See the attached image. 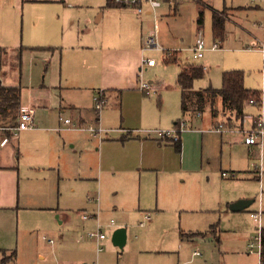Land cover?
<instances>
[{"label":"rangeland","instance_id":"1","mask_svg":"<svg viewBox=\"0 0 264 264\" xmlns=\"http://www.w3.org/2000/svg\"><path fill=\"white\" fill-rule=\"evenodd\" d=\"M70 1L78 7L64 8L52 3L29 4L26 8L21 5L16 12L19 18L18 35L7 44L0 42L9 45L7 48L0 45V48L10 53L20 46L42 48L26 49L21 72L17 68L12 69L5 78V84L17 83L18 76L23 86V104L35 105L38 101L48 107L42 111L45 121L38 124L39 132L14 134L16 138L20 136L22 143L20 175L12 179L10 184L14 192L20 195L21 209H16L17 203L13 209L0 210V248L16 252L15 264L95 262V248L89 243L88 260L74 257L83 245L76 242L77 230L82 227L77 209L81 205L91 208L86 201L88 195H93L100 197L102 223H115L107 231L122 226L129 235L126 248L106 246L99 256L100 264H259L258 248L251 249L250 244L259 230L264 231V144L260 148L254 147L251 153L247 146L236 143L231 162L233 169L240 171L241 178L232 180L233 174L228 170L227 179H217L215 176L212 188L217 190L224 186L225 193L232 200H219L210 195L203 205L197 204L193 211L179 213L167 210L160 216L153 212L152 222L144 227L139 224L142 220L140 211H152V207L162 201L158 197L157 177L148 176L139 168L131 172L130 177L128 174L119 176L117 171L121 169V164L116 159L130 152V163L134 166L131 168H135L139 144H132L124 152L121 147L114 149L108 145L103 155L101 172L98 147L87 143V135L72 132L67 135V141L79 138L86 145L82 152L76 153L70 145L60 148L57 158L60 160L63 180L57 173L39 171V165L47 159L37 151L42 152L40 147L49 145L52 138L58 135L49 130L58 125L59 118L53 121L50 115L58 116L61 111L59 105L64 111L61 118H69L78 127L81 123L72 120L68 106H75L83 112L86 127L97 126L100 122L107 131L104 139L118 137L119 129L132 131L133 134L148 129L174 130V123L183 119L181 92L177 85L182 65L195 64L206 68L207 75L198 81L196 89H206L210 85L220 88L225 71H243L246 87L263 92L262 106L257 103L248 104L247 107V113L258 116L264 109V53L261 50L264 42L261 26L264 24V0H182L180 4H184L177 19L166 20L170 32L167 37H163L165 50L181 51L178 61L177 56H174L176 52H173L171 60H166L169 63L164 62L161 53L149 52L147 56L153 57L158 65L142 69L141 20L135 12L110 9L119 13L113 12L104 22L98 23L101 9L97 7L103 0ZM231 7L241 8L224 10ZM212 8L224 10L223 18L231 24L226 23L227 36L222 49H211L215 43L211 31L212 14L205 12L204 24H198L200 10L210 11ZM36 17L45 20V25L59 27L56 38L24 35V19ZM40 26L37 23L34 31ZM25 30L29 31L28 26ZM143 32L150 34L151 29L146 27ZM200 32L204 34L209 49L202 59L195 60L188 49L195 44ZM103 45L112 48L115 53L102 55L100 47ZM4 59L11 61L14 66L19 65L16 54L11 59L8 56ZM141 83L152 87L148 95L141 90ZM100 91L116 95L121 92V108L117 106L115 97L106 100L107 94L103 92L101 101L107 102L106 105L101 103L98 110L94 98L100 97ZM214 107L220 117V105ZM207 111L205 118L210 117V110ZM244 126L250 128L251 122L245 121ZM235 137L242 138L241 135ZM156 153L163 155L166 160L177 161L176 154L171 150ZM225 164L228 166L229 162ZM148 177L150 180H147ZM243 200L251 201L252 204L239 212L230 210L233 203ZM252 212L260 213V224L251 218ZM61 235L64 241H60ZM51 239L55 241L54 248L51 247L54 243ZM64 242L71 247L66 257V249L62 251L60 247H65ZM8 259L3 257L1 261L14 264L13 260Z\"/></svg>","mask_w":264,"mask_h":264},{"label":"crops","instance_id":"2","mask_svg":"<svg viewBox=\"0 0 264 264\" xmlns=\"http://www.w3.org/2000/svg\"><path fill=\"white\" fill-rule=\"evenodd\" d=\"M67 1L66 0H0V42H4V44H7L6 42L10 41V39L18 35L19 18L16 15V12L18 11L21 5L25 6L26 8L28 7L29 4L52 3V4L62 5V7L64 8L78 7V6H74V3H72L70 0H67ZM182 5L180 3L176 4L175 6L166 5L162 9L159 10L158 23L160 25V28L158 32V44L162 48H164L163 37H167L166 35H168L170 32V29H169V26L166 20L177 19V17L180 15V8ZM99 7L101 9V12L97 19L98 23L104 22L105 18L108 17V15L112 14L113 12L119 13V11L117 10H110V9H116L117 7L110 5L109 0H103V2L97 8ZM237 8H241V7L225 8L224 10L237 9ZM224 10L219 11L213 8L210 9V11L200 10L198 24L199 25L204 24L205 12H209L213 15L214 11L224 12ZM253 11H256V10H253ZM132 12L134 13L133 10ZM135 15L138 16L139 20H141V25H140V28H141V32H140L141 34L140 35L141 61L143 57L153 58V57L147 56L149 52H159L163 55L164 62L169 63L165 61L166 55L164 53L160 51L144 52L143 50L146 39L153 34L154 29H155L156 23H155L154 15L151 13H147L143 16H139L136 13ZM201 16H202V22L200 23L199 19ZM239 18L240 17L238 16L237 20H239ZM227 22L229 25H231L228 20L226 21V23ZM37 23L40 24L41 26L34 31L33 28H35ZM26 26H28V30H29L28 32H26L25 30ZM63 27H64V24L61 26V28L63 29ZM146 27L151 29L150 34L143 32V30H146ZM225 27L227 30V24ZM58 31H59V27L57 28L56 25L54 26L45 25V20L39 19V17H36L34 19L29 18L27 20L24 19V35L27 33L31 37H35V38L42 37V38L48 39V38H56ZM211 31H212V17H211ZM226 36H227V32L225 34V40H226ZM132 40H134V37H132ZM225 40L222 43H219L221 48L217 47L216 49H222ZM137 42H139V40ZM34 44L35 45H42V44L45 45V44H50V43H34ZM0 45H3V44L0 43ZM214 45H218L217 42H215ZM3 46L7 48V46L9 45H3ZM193 46L188 49L192 53H193L192 51ZM206 46H207V43H206ZM213 47L211 49H213ZM25 48L28 50H32L37 47H33V48L25 47ZM2 49L3 48H0V60H1V50ZM15 49L17 50L18 48H15ZM208 49L209 47L207 46V50ZM100 52L104 56H108L110 54L115 53L112 48L106 47L104 45L103 47H100ZM173 52L174 53L176 52L174 56H177V61H178V58L180 57L179 53L181 51H173ZM193 57H194V53H193ZM195 60H199V59H195ZM173 62H176V61H173ZM157 65H158V62L156 66ZM156 66L149 67V68H155ZM192 66L204 68L205 74L207 75V70L204 66H199L195 64H193ZM17 71L15 72L18 75ZM0 81H2L3 84H5L4 78L1 79L0 77ZM5 85L16 86V87L20 86V89H21L20 111L28 110L29 108L34 110L35 130H29V131H23V132L25 133L39 132L40 126L38 124L43 123L45 121V116L42 114V111L48 109L47 105H45V103H39L38 101L35 102V105L23 104L22 102L23 86H22V83L18 81V76H17V83L12 82V83H8ZM247 89H250V88H247ZM250 90H253V89H250ZM103 92L105 91H100L102 95H103ZM143 92H145V94L147 95L149 94V91H143ZM260 92L261 94H263L262 91ZM106 94H107L106 100H108L110 97H115L117 106L121 108V104H122V93L121 92H118L117 95L113 92H108ZM106 100L105 101L103 100L104 105H106V102H107ZM217 104H219L220 108L222 109V103L220 100L217 101ZM261 106H262V103H261ZM59 107L61 111L58 114V116L54 114L50 115L53 121H55L57 117L59 118L58 125L56 123L57 127L49 130V131L57 133L58 135H55V138H52L51 143L49 145L40 147L43 150L42 152L37 151V153L41 154L44 159H47V161L39 165L40 166L39 168H41L39 169V171L45 172L49 170L50 173H57L60 180H63L64 176L62 173V168L59 163L60 160L57 158V154L59 153L60 148L66 145H70L72 149L74 150V152L76 153V152H82V150H84V146L86 145L85 141H80L79 138H73L70 141H67L66 139L67 135L73 134L72 132H77L79 134L87 135L88 136L87 143L93 144L98 147L97 151L99 152V157L101 161V164H100L101 172H102V163L104 161L103 155L105 151L108 150V145H112L109 147H114V149H118V147H121L123 149L122 151L124 152V150L128 151L129 148L132 147V144H139L140 150H139V155H138V161L136 160V162L138 163L135 168L133 169L131 168L134 166H132V164L130 163V161L132 160V156H131L132 154L130 152L125 153L124 155L126 156L124 157L123 155L118 156V158L116 159L121 164V169L119 168L117 171L119 176L128 174V176L130 177V173L135 172L136 168H139L140 170H142V172H144L148 176L153 175L154 177H157L156 184L158 188V197L159 199L161 198L162 201L156 203V205L152 207V211L141 210L140 211L141 216H142L141 222L144 220L145 213L147 212H150V213L154 212L156 214L158 213V216H160L162 215V213L166 212L167 210H173V211L175 210L179 213L180 212L183 213L186 211H193L197 204L199 203L202 204L206 202V200L209 198L210 195L213 198L219 199V200H226V199L232 200L231 197L227 193H225L224 186H220V189L214 190V188H212V184H214V180L216 177L217 179L229 178V176L228 177L224 176V174L227 173L228 171L233 174L232 180H237L241 178L239 175L240 171H236L235 169H233V166H232V162H231V159L233 157L232 150H233V147L236 146V143L242 144L243 146L244 138H245L244 133L245 131L253 127L254 120L257 118V116L255 117V115L251 114L250 112L247 113V109H246V113L248 115L246 114L243 120L232 121V123L229 124L227 123L229 121H226V119H224L222 114L219 115L220 117L217 116L214 118L212 113L210 112V117L205 118L206 112H209V111H205L201 113L200 116H197V113H193V112L183 113L182 111L183 119L178 120L176 123H174V127L178 126L183 121H187L189 124V127L185 132L181 133L180 141L178 143H173L172 141L161 139V137L156 133L158 129L138 130L135 132V134H133L132 131H127L126 129H119L118 134L120 135L118 137H115L114 139H104L105 135L107 134V131L105 129L103 133H101L100 135H96V136L87 130H79V129L69 130L65 128V125L60 120L62 114H64V111L62 110L61 105H59ZM68 107H69V111L71 115L73 116L72 120H77L78 122L81 123L79 127L85 128L87 125V122L83 118V112L80 111L75 106H68ZM55 110L57 109H54L53 111ZM66 119H69V118H66ZM97 120L99 121V118H97ZM245 121L251 122L250 128H245L244 126ZM72 123L74 122L72 121ZM99 123L100 122H98V125L96 127L101 126ZM220 124H223L225 128L220 131L216 130V128ZM11 131L12 130L7 131L4 129H0V210H4V209L9 210L11 208L13 209L15 205L18 203L16 205V209L20 211L21 209L20 195L18 194V192L17 193L14 192V188L13 186H11L10 182L12 181V179L15 180V177H17V175H20V153H21L20 151L22 149V146L20 147V145L22 143L20 140V136L16 138V136ZM235 135H241L242 138L235 137ZM164 150L173 151L177 156V161H174V160L169 161V159L166 160L163 158V155H158L156 153V151L163 152ZM226 162H229L228 166L225 164ZM147 180H150V178L148 177ZM99 182H100V177L97 181V185ZM90 199L92 201H90ZM86 202L88 205H91V208L85 205H81L77 209L78 215H81L82 227L77 230L78 237H77L76 242L83 243V245L78 249L79 251L76 252V255L74 257L77 260H88L89 258V250H88L89 248L88 247L89 246H87V243H89L88 245L91 244L92 246H94L95 252L97 255L96 261L99 263V256L105 251L106 246L110 245V246L122 247V248H126L128 246V243H129L128 230L122 226H119L117 229H114L113 231L108 232L107 230L112 229L115 225L110 226L111 222L106 225L102 223L101 217L103 215V210L101 206L100 197L88 195ZM247 202H249V205H248L249 207L252 204V202L251 201H247ZM231 206H230V210H231ZM85 212L93 214V215L98 213L100 222L104 226H106L105 231L108 237L103 242L104 251L100 254L97 253L96 244L94 241L83 239V236L86 232L95 230L97 227L96 221L83 220V214ZM141 222L139 224H141ZM150 222H152V220ZM213 229L215 232L216 229L215 228ZM59 239L60 241H64V236L63 235L59 236ZM43 240L46 241L44 237H43ZM51 240L54 241V239H51ZM66 243L67 242H64L65 247L60 246L62 251L66 249L65 257L68 256L70 253L68 248L71 249V247ZM54 245H55V241L51 245V247L54 248ZM3 254L6 256H4ZM3 257L9 258L8 260H13L15 264L16 252L12 251V249H9V248L7 249L0 248V264H5L1 261L3 260ZM41 258L44 259L43 257Z\"/></svg>","mask_w":264,"mask_h":264},{"label":"trees","instance_id":"3","mask_svg":"<svg viewBox=\"0 0 264 264\" xmlns=\"http://www.w3.org/2000/svg\"><path fill=\"white\" fill-rule=\"evenodd\" d=\"M224 12L214 11L212 15V34L214 41L222 43L226 34V19L223 18ZM202 22V16L199 19ZM41 49L35 48L32 50ZM52 49V48H51ZM25 47L21 46L11 53L1 50L0 77L6 78L12 69L22 70V57ZM16 54L18 64L14 66L9 59ZM175 61V60H174ZM4 72V73H2ZM206 77L202 67L182 65L177 78V85L181 90V109L183 113H200L210 110L213 117H217V101L222 103L221 114L227 123L241 121L246 116V109L249 101L254 100L262 103V94L258 90H250L245 87V73L243 71H227L222 75L221 87L216 89L210 86L206 89H196L198 81ZM261 106V105H260ZM21 108V89L20 86H7L0 81V129L10 131L19 124V119L23 111ZM231 121V122H230ZM226 124V123H224ZM262 264H264V232L262 230Z\"/></svg>","mask_w":264,"mask_h":264},{"label":"built area","instance_id":"4","mask_svg":"<svg viewBox=\"0 0 264 264\" xmlns=\"http://www.w3.org/2000/svg\"><path fill=\"white\" fill-rule=\"evenodd\" d=\"M182 0H109V4L120 8V9H130L133 10L137 15L143 16L147 13H151L154 15L155 18V29L153 34L146 39L145 45H144V52L146 51H160L164 53L165 61L170 60V57L174 54L173 51L165 50L158 44V32L160 25L158 23V13L159 10L162 9L164 6H175L176 4L180 3ZM262 29L264 31V24H262ZM218 45H214L213 49H216ZM261 50L264 53V42L262 45ZM192 51L194 53V59H200L204 56V53L207 51L206 41L204 38V34L202 32L199 33L198 38L192 48ZM157 61L154 58H145L143 57L141 61V69L142 68H149L156 66ZM141 90L143 91H150L152 87L150 84L141 83L140 85ZM103 95L100 93V97H95L94 102L97 103V109L100 110V105L103 103V100L101 101V98ZM250 105H256L257 102L254 100L249 101ZM197 116H200V113L197 114ZM63 124L65 125V128L67 129H79V130H87L91 132L93 135H100L104 132V129L99 126H88L85 128H80L76 126L70 119H60ZM189 127V124L187 121L181 122L178 126L174 127L175 129L172 131H161L157 130L156 133L161 137L163 140H169L173 143H178L180 141L181 133L185 132ZM225 127L223 124H220L216 130H223ZM35 129V113L33 109L24 110L20 116L19 124L15 129L13 130V134H17V132H23V131H29ZM244 144L249 148L250 152H253L254 147H262L264 144V109L261 111V113L257 116V118L254 120V125L249 130L245 131L244 133ZM224 176L228 177L229 174L225 173ZM90 201H92L90 199ZM260 214V213H259ZM256 212H252L250 214L251 218L256 222H261V217H259ZM153 214L150 212L145 213L144 220L141 222V226H145L148 222L152 220ZM83 220L89 221L94 220L97 222V227L95 230L88 231L84 234L83 239H88L91 241H94L96 244V250L97 253L100 254L104 251L103 242L107 239L108 235L105 231V227L101 222L99 218V214H90V213H84L83 214ZM114 221H111L110 226H114ZM53 243V241H50ZM251 249L258 248V253L260 255V262L259 264H262V231L259 230L257 236L254 238L253 242L250 244ZM251 252H253L251 250ZM92 264H99L97 261L93 262Z\"/></svg>","mask_w":264,"mask_h":264},{"label":"water","instance_id":"5","mask_svg":"<svg viewBox=\"0 0 264 264\" xmlns=\"http://www.w3.org/2000/svg\"><path fill=\"white\" fill-rule=\"evenodd\" d=\"M248 205H249V202H247L245 200L239 201V202H237L231 206V210L234 212L242 211L245 208H247Z\"/></svg>","mask_w":264,"mask_h":264}]
</instances>
